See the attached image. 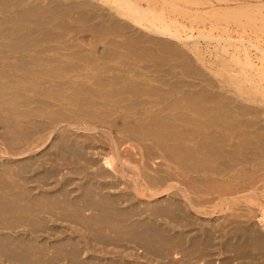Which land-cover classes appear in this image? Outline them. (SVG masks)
Instances as JSON below:
<instances>
[{
  "label": "rangeland",
  "instance_id": "obj_1",
  "mask_svg": "<svg viewBox=\"0 0 264 264\" xmlns=\"http://www.w3.org/2000/svg\"><path fill=\"white\" fill-rule=\"evenodd\" d=\"M136 1L0 0V264H264V0Z\"/></svg>",
  "mask_w": 264,
  "mask_h": 264
},
{
  "label": "bare ground",
  "instance_id": "obj_2",
  "mask_svg": "<svg viewBox=\"0 0 264 264\" xmlns=\"http://www.w3.org/2000/svg\"><path fill=\"white\" fill-rule=\"evenodd\" d=\"M109 2H111L114 5H116L119 8L118 13L120 15L126 17L127 19L131 20L133 22V24H135V25H137L139 27H142L145 30L146 29L149 30V29L153 28L154 31L152 29H151V31H153L154 33H157V34L163 35V36H168V37H171V38L176 39L178 41L181 40L182 43H183V41H185V40L187 41V40H190V39L197 40V42H198L199 39H202V38H205V37L208 38V40H211V41L214 40V38H215L212 35H207V34L202 33V32H201V34L199 33L198 36H196L195 34H189L185 38L179 32H173L171 30V26L169 24H164V23L163 24H156V23H154L155 20H157V22L158 21H163L164 18L159 13L153 12L152 9H150V8L146 9V8L142 7L136 0H109ZM221 40H223L224 42H226V41H232L233 42L234 41V40H231V39H229V40L228 39H225L223 37L221 38ZM238 42H240V40ZM241 42L244 44L245 40L244 41H241ZM251 45H252V43H251ZM253 46L254 45H252V47ZM256 48L258 49V47H255V49ZM223 49H224V53H227V50L225 49L224 46H223ZM263 54H264V52H263ZM239 62L240 61H238L237 64L240 65L241 68L245 70L244 76L246 77V81H247L246 83L250 84L249 85L250 87H251V85L253 87H255V90L260 95H264V87H263V85L261 86V84H260L261 83L260 80H262L264 82V76L258 74V72H257L258 70L256 69V66L252 63V61L247 60L246 63H241V62L239 63ZM258 78H259V80H257ZM115 160H116L115 157L107 158V159H105V164L108 167H111L112 168ZM230 199H228V200H230ZM225 203L227 204V202H225Z\"/></svg>",
  "mask_w": 264,
  "mask_h": 264
}]
</instances>
